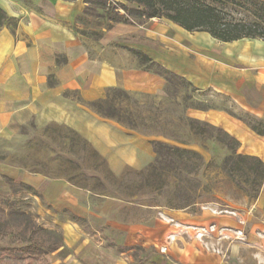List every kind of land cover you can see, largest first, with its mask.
<instances>
[{
	"label": "crops",
	"instance_id": "crops-1",
	"mask_svg": "<svg viewBox=\"0 0 264 264\" xmlns=\"http://www.w3.org/2000/svg\"><path fill=\"white\" fill-rule=\"evenodd\" d=\"M85 6V0H0V9L14 22V26L0 27V141L15 137L30 122L53 123L86 139L114 172L124 166L139 167L151 156L150 145L87 106L103 99L110 88L130 95L162 93L165 81L140 69L130 50L145 54L168 71L174 69L195 89L229 97L234 112L263 123L264 51L260 45L247 44L245 39L222 43L204 33L212 47L221 51L210 58L211 66L184 62L177 69L171 63L165 68L144 49L140 26L116 24L97 41L79 34L84 30ZM119 26L134 29L118 35L130 42L113 52L110 44L118 36L111 33ZM186 114L220 128L239 143V154L264 164V135L241 120L221 109L189 108ZM5 179L33 190L44 227L61 233L62 246L54 253L63 252L61 264H264V184L246 213L238 210L236 218L222 215L203 220L149 207L145 215V207L114 198L91 206L86 190L0 160L3 197L11 195ZM196 225L234 229L242 238L224 242L213 231L207 233L210 239L194 237L188 230Z\"/></svg>",
	"mask_w": 264,
	"mask_h": 264
},
{
	"label": "rangeland",
	"instance_id": "rangeland-1",
	"mask_svg": "<svg viewBox=\"0 0 264 264\" xmlns=\"http://www.w3.org/2000/svg\"><path fill=\"white\" fill-rule=\"evenodd\" d=\"M111 1L114 2V0ZM255 1L258 4L252 6L250 11L238 6H228L225 9V13L229 19L245 23L260 21L264 25V8L259 6V3H264V0ZM129 7L134 8L135 6L129 5ZM81 24V29L87 31L88 34L92 30L101 31L104 28L105 21L97 17L96 14H88L83 15ZM133 27L141 29L135 25ZM140 27L144 29L143 38H141L144 49L165 68L171 63L177 69L184 62L189 65L193 64V66H198L202 63L211 66L210 58H214L221 53L214 46L212 47V40H210L208 35L204 33H188L165 19H151ZM133 29L119 26L114 28L111 34L113 37H117L121 33L126 32L125 34L127 35L128 31ZM262 33L263 40L245 39V43L256 45V47L260 45L264 51V28ZM88 38L94 39L91 35H88ZM203 39L207 40L204 41ZM129 42L130 40H126L123 36H118L117 40L112 41L110 46L115 52L121 49L122 45H129ZM170 60L173 62H170ZM138 67L145 70L142 65L138 64ZM173 70L170 71L174 74ZM166 88V84H164L162 93L158 95H130V98L122 100L119 104L122 110L125 113H129L130 116L128 119L126 118L127 120L114 122L128 130L130 129L127 127L133 124L135 129L130 131L135 132L150 145L151 156L139 167L124 166L118 173L109 167L112 173L115 176H120L127 168H131L134 171L144 170L155 158L150 144L151 141L159 142L163 145L162 148H159L160 158L169 156L168 160H162L160 163L164 170L160 169L151 175L146 172L139 177L128 176L124 181L128 188L123 191L120 189L116 192L119 194L120 200L145 207L146 210L143 212L145 215L148 213V207L154 208L156 212H179L192 215L193 217L196 215L197 219L203 218V220L212 216L222 215L236 218L238 210L246 213L249 206L256 202L259 197L264 181L259 188L256 199L248 196L255 192V187L244 184L243 181L245 179L239 176L241 175L239 171L236 172V177L243 183L244 189L236 186L222 170L223 159L229 153V150L222 143L213 139L216 132L211 128L204 127L202 130L198 129V127L190 128L186 123V111L187 107L194 105L209 109H221L228 113H234L247 121H251L252 118L246 114L234 112L235 106L230 98L219 95L213 90L195 88L190 90L184 86H177L175 89L170 87L168 89L169 94H167L165 92ZM186 93L191 96L190 99L185 97ZM55 126L57 124L49 123L38 126L34 122L28 123L20 129L15 137L10 140L0 141V160L7 161V163L27 171L37 172L52 178L64 177L66 173L72 174V165L74 163L80 164V162L75 155L69 154L61 148L55 133L50 132V129ZM47 127H49V130L45 132ZM172 148L192 151L198 154L201 160L192 158L191 162L181 165V168H184V172L180 173L169 163L170 160L174 161L170 150ZM66 159L72 161L73 164L66 162ZM91 163L90 160L87 161V164L91 165ZM87 174H93V172L89 169ZM94 174L97 175L96 173ZM87 183L92 186V182ZM14 185V189L8 185L11 190L10 196L3 197L0 195V198L8 200V206L1 205L0 207L5 212L3 217L4 224L12 232L8 237L0 238V264H26L25 260L16 252L1 251L2 248L9 249L13 247L22 238L19 233L22 232V226L26 221L22 216L23 214L37 227L48 230L40 219L41 214L38 211L37 202L33 194L16 184ZM130 194L136 196H128ZM192 199H196V203L184 207L185 203ZM100 200L95 197H89L91 206H95ZM8 209L11 210L9 214H7ZM80 226L82 229H86L84 223H80ZM208 228L196 225V227L188 231L194 237H198L195 232L203 229L208 230ZM52 231L57 233L52 240H59V236L62 239L61 233L55 230ZM212 233L216 238L220 239L218 230L215 227ZM229 233L226 234L229 235ZM261 237H264V235ZM201 238H209V234H205ZM232 238L239 240L242 238V233L241 235L237 233L235 236L230 234V238L224 236L221 241L231 242L230 239ZM55 252L47 254L46 259L49 264H61L63 252L58 256L54 255Z\"/></svg>",
	"mask_w": 264,
	"mask_h": 264
},
{
	"label": "trees",
	"instance_id": "trees-1",
	"mask_svg": "<svg viewBox=\"0 0 264 264\" xmlns=\"http://www.w3.org/2000/svg\"><path fill=\"white\" fill-rule=\"evenodd\" d=\"M85 4L83 15L96 14L97 17L104 19L105 25L101 31L92 30L87 34V31L81 30L78 31V33L81 35H91L96 41L116 24L142 26L151 19H165L186 32L206 33L211 38L222 43H231L243 39H262L263 37L262 30L264 25L260 21L255 23L236 21L231 18L229 19L225 13V9L228 6H238L244 10L250 11L252 6L258 4L255 0H123V2L85 0ZM129 5H134L135 7L132 8L129 7ZM259 6L264 8V3H259ZM7 23L14 26V22H10L4 11L0 9V27ZM130 52L137 58L139 64L145 67V71L152 72L165 81L167 87L165 92L167 94H169L168 89L170 87L175 89L177 86H184L185 88L194 90L192 85L184 78L164 69L145 54L136 50H130ZM56 64H60L58 59ZM185 97L191 98L188 93H186ZM128 98H130V94L126 91L119 88H110L105 92L103 99L89 102L87 106L95 114L104 119L120 122L122 120H127L130 116V114L125 113L119 105L122 100ZM189 108L199 110L209 109L194 105L187 107V109ZM229 114L244 122L258 135H264V124L262 122L253 119L247 121L233 113ZM186 123L190 128L198 127V129L202 130L204 127H209L216 132L213 139L222 143L229 150V153L224 157L222 162L223 172H225L230 180L241 189H244L243 183L254 186L255 192L248 196L256 199L259 188L264 181L263 162L256 157L239 154V143L220 128L213 127L205 122L189 117H186ZM127 128L130 130L135 129L133 124ZM48 130L49 127L45 129V132H48ZM50 132L55 133L59 139L61 148L66 150L69 154L75 155L81 164H73L72 161L66 159V162L73 164L72 174L66 173L61 179L77 188L86 190L89 193V197L98 199H121L116 192L117 190L121 189L123 191L125 188H128L127 185L124 184L128 176L133 175L139 177L146 172L150 175L154 174L162 169L160 166L162 160L166 161L169 159V156L160 158L159 148H162L163 145L159 142L151 141L150 144L155 154L153 162L148 164L144 170L134 171L131 168H127L120 176H115L110 170L106 160L77 132L63 125L53 127L50 129ZM170 150L171 155L174 157V161L170 160L169 163L180 173L184 172V168H181V165L191 162L192 158L201 160V157L192 151L179 148H172ZM88 160L92 162L91 165L87 164ZM89 169L93 174H87V170ZM237 171L241 174L239 176L244 177L245 180L243 183L236 177ZM5 180L6 183L14 189V183L10 179ZM87 182H92V186H89ZM18 186L32 194L34 193L30 187L24 184H19ZM128 196L135 197L136 195L130 194ZM195 200L196 199L187 201L184 207L195 204ZM1 205L8 206V200L0 198V206ZM8 210L7 214L11 212L10 209ZM4 215V209L0 207V238L8 237L12 234L4 224ZM22 216L26 219L22 226V232L19 233L22 238L19 239V242L13 247L9 249L2 248L1 251L8 250L16 252L25 260L26 264H49L46 256L49 253L55 252L62 246L61 237L59 236V240H52V238L56 237V232L37 227L25 214Z\"/></svg>",
	"mask_w": 264,
	"mask_h": 264
},
{
	"label": "built area",
	"instance_id": "built-area-1",
	"mask_svg": "<svg viewBox=\"0 0 264 264\" xmlns=\"http://www.w3.org/2000/svg\"><path fill=\"white\" fill-rule=\"evenodd\" d=\"M213 230H214V228H213L212 226H210V227L208 228V230H207V229H203V230H200V231L195 232V234L198 236V238H201V237L205 236V234H207L208 232H211V231H213ZM229 232H230V233H229ZM226 233H229V235L226 234ZM237 233L241 235V232H240V231H236V232H235V231H233V230H231V229H220V230L218 231L219 237H220L221 239H223L224 236H227L228 238H230V234H234V236H235V235H237Z\"/></svg>",
	"mask_w": 264,
	"mask_h": 264
}]
</instances>
